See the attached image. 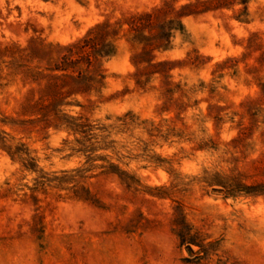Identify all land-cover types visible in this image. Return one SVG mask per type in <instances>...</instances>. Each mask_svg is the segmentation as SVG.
Masks as SVG:
<instances>
[{"label": "rangeland", "instance_id": "rangeland-1", "mask_svg": "<svg viewBox=\"0 0 264 264\" xmlns=\"http://www.w3.org/2000/svg\"><path fill=\"white\" fill-rule=\"evenodd\" d=\"M0 264H264V0H0Z\"/></svg>", "mask_w": 264, "mask_h": 264}]
</instances>
